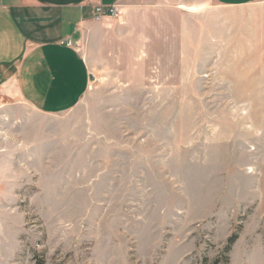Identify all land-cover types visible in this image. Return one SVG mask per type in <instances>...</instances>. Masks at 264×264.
I'll return each mask as SVG.
<instances>
[{"label": "rangeland", "instance_id": "obj_1", "mask_svg": "<svg viewBox=\"0 0 264 264\" xmlns=\"http://www.w3.org/2000/svg\"><path fill=\"white\" fill-rule=\"evenodd\" d=\"M164 7L81 39L69 114L1 117L0 264H264V0Z\"/></svg>", "mask_w": 264, "mask_h": 264}, {"label": "crops", "instance_id": "obj_2", "mask_svg": "<svg viewBox=\"0 0 264 264\" xmlns=\"http://www.w3.org/2000/svg\"><path fill=\"white\" fill-rule=\"evenodd\" d=\"M259 1L0 0V119L25 118L31 123L36 116L53 121L82 102L91 72L77 44L108 18L96 20L99 5L117 6L129 21L165 9V3L244 10Z\"/></svg>", "mask_w": 264, "mask_h": 264}, {"label": "built area", "instance_id": "obj_3", "mask_svg": "<svg viewBox=\"0 0 264 264\" xmlns=\"http://www.w3.org/2000/svg\"><path fill=\"white\" fill-rule=\"evenodd\" d=\"M96 13V20H101L104 17L117 16L119 13V9L117 8V6L105 7L103 5H99L96 8ZM69 45H71V43H69Z\"/></svg>", "mask_w": 264, "mask_h": 264}, {"label": "trees", "instance_id": "obj_4", "mask_svg": "<svg viewBox=\"0 0 264 264\" xmlns=\"http://www.w3.org/2000/svg\"><path fill=\"white\" fill-rule=\"evenodd\" d=\"M234 242H235V238H231L227 246V251L231 249V246L233 245ZM216 264H219V262L216 261Z\"/></svg>", "mask_w": 264, "mask_h": 264}]
</instances>
